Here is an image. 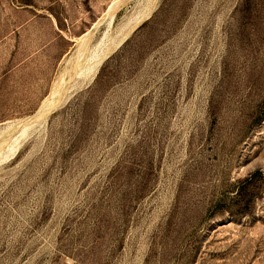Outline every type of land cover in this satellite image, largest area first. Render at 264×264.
I'll use <instances>...</instances> for the list:
<instances>
[{
    "label": "rangeland",
    "instance_id": "obj_1",
    "mask_svg": "<svg viewBox=\"0 0 264 264\" xmlns=\"http://www.w3.org/2000/svg\"><path fill=\"white\" fill-rule=\"evenodd\" d=\"M85 33L0 155V264H264V0H0V152Z\"/></svg>",
    "mask_w": 264,
    "mask_h": 264
},
{
    "label": "bare ground",
    "instance_id": "obj_2",
    "mask_svg": "<svg viewBox=\"0 0 264 264\" xmlns=\"http://www.w3.org/2000/svg\"><path fill=\"white\" fill-rule=\"evenodd\" d=\"M117 3H118L117 1H113L106 10V15L109 16L110 18H112L114 16V12H116ZM88 34L89 33H85L84 36L80 37L79 42H77L78 48L76 49L75 52H73L74 54L70 58V59L76 60V63H75L74 69L72 68L73 72L72 73L70 72L71 74L69 76L67 75L68 79L65 80L61 77L60 79L55 81V83L54 82L52 83L53 86L51 87V90L49 92L50 94L45 98V100L40 105L39 109L34 114L27 116L26 119L24 120L22 119L23 121L19 122V126H20V130L18 129L19 133L17 132V130H15L16 133L18 134L11 141L9 142L7 141L8 143H6L5 147L3 149L1 148L0 155L10 154L21 142L25 140L24 138H26L32 132L36 131V129L41 125V123L45 120V118H47L46 116L50 114L52 110H54L56 107L61 105L65 100H67V98L71 96L72 93H74L73 92L74 90H76L77 88L79 89L81 85H83L88 80H91L94 77L93 76L94 71L100 60H96L94 62H92L91 60L89 61H79L78 60L81 56V47L89 39ZM106 54H108V51L105 53V57L107 56ZM67 63H68V60H67ZM73 63H71V65ZM68 68L69 70H71L70 69L71 67H68ZM65 71H63V73ZM13 127H15V125ZM12 134L14 135L15 133H12Z\"/></svg>",
    "mask_w": 264,
    "mask_h": 264
}]
</instances>
